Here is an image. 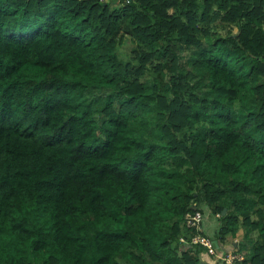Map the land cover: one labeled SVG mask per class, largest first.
Segmentation results:
<instances>
[{
    "label": "trees",
    "instance_id": "trees-1",
    "mask_svg": "<svg viewBox=\"0 0 264 264\" xmlns=\"http://www.w3.org/2000/svg\"><path fill=\"white\" fill-rule=\"evenodd\" d=\"M191 3L193 0H110V3L101 0H0V212L4 213L0 216V234L11 242L28 245L26 237L31 233L24 229L23 236H18V225L12 214L26 210L33 198L43 200L57 214L68 213V219L59 215L50 235L37 232L39 243L32 245L31 252L24 257V264H120L124 252L138 259L133 249L143 243L142 238L137 241L134 235L115 225L105 229L103 235L89 232L84 226L89 221L82 219L83 211L81 219L74 221L76 213L68 207L83 196L90 211H105L107 185L122 179L107 171L111 167L107 163L110 160L108 146L115 138L112 130L116 129L120 118L115 111L116 101L106 114L98 117H92L88 109L79 110L80 116L73 118L75 122L71 125L73 130L79 129L82 133L75 148L60 141L59 134L54 144L37 129L63 127L58 113L64 109L77 111L70 98L73 94L47 91V85L29 81L26 74H44L51 64L64 63L57 52L70 53L67 62L77 61L97 39L104 47L128 38H131L130 43L139 39L149 40L151 44L162 34L175 33L178 38L163 46L161 55L181 76L186 75L183 70L189 67L205 72L197 89L216 88L218 82L226 78L264 75V63H261L264 31L260 28L264 24V0H204L203 10L199 12L189 6ZM230 25L239 28V32L229 29ZM217 27L223 32L218 33ZM194 28L203 39L194 35ZM129 53L143 63L146 55L143 49L131 46ZM237 58L238 62L233 63ZM122 73L133 80L140 75L128 65H124ZM173 84L179 88L183 79L175 78ZM191 99L204 104L206 98L193 91ZM192 115L195 119L199 113ZM209 115L212 117L209 123H223L227 119L220 107ZM217 134L213 127L203 135L213 137ZM199 139L197 136L196 140ZM259 146L264 149V133ZM46 153H52L53 158L41 169L37 163ZM93 184L103 186L99 200L89 192ZM213 201L216 202L213 212L220 213L214 225L219 229L215 246L221 253L223 249H231L244 255L245 247L234 242L241 236L238 228L241 224L244 228L259 227L264 233V207L257 206L264 203V197L257 199L244 190L228 203L219 195L209 193L208 203ZM142 210L147 212L146 203ZM193 210V207L187 209L188 212ZM253 215L258 219L252 220ZM100 219L107 220L106 217ZM184 220L185 216L182 221L175 222L172 241H166L172 247L165 264L221 262L217 257L219 252L213 258L203 244L188 241L191 235L201 231L200 217L191 226H186ZM247 235L250 237L251 232ZM260 239L264 240V236ZM229 242L231 246L227 247ZM254 247H264V244L256 243ZM9 259L11 256L5 252V260ZM235 264L244 262L236 261Z\"/></svg>",
    "mask_w": 264,
    "mask_h": 264
},
{
    "label": "clouds",
    "instance_id": "clouds-1",
    "mask_svg": "<svg viewBox=\"0 0 264 264\" xmlns=\"http://www.w3.org/2000/svg\"><path fill=\"white\" fill-rule=\"evenodd\" d=\"M101 2L110 3V0ZM189 6L197 12L202 11L204 0H193ZM260 28L264 31V24ZM195 29L194 35L203 39ZM100 32H103L102 28ZM177 38L175 33H167L151 44L149 40L132 41L133 48L139 47L146 54L142 64L131 53L123 58L118 54L117 49L125 47L131 38L118 44L113 41L107 47L100 45L97 39L77 61L67 62L70 53L57 52V57L64 63L51 64L44 74H26L29 81L47 85V91L73 94L70 98L77 111L64 109L58 113L63 127L37 129L54 144L59 134L60 141L75 148L82 133L79 129L73 130L71 125L75 122L73 118L80 116L79 110L88 109L92 117H98L106 114L116 101L115 111L120 118L116 129L112 130L115 138L108 146L110 160L107 163L111 167L107 171L122 179L107 185L105 211H90L83 196L68 207L76 213L72 218L74 221L81 219L80 212L83 211L82 219L89 221L84 225L89 232L103 235L105 229L115 225L134 235L137 241L143 239V243L133 249L138 259L134 260L124 252L120 264H140V261L143 264H165L172 247L166 241H172L175 222L182 221L184 216H191L193 220L200 217L201 231L198 234L201 239L209 241V254L215 258L221 251L214 243L219 230L214 227V222L219 221L220 213L213 212L216 202L208 203V194H217L228 203L244 190L257 199L264 197V149L259 146L264 133V75L247 79L243 76L226 78L220 80L216 88L197 89L205 72L193 71L189 67L183 70L186 75L181 76L161 55L163 46ZM232 62L237 63L238 58ZM77 63L78 67L75 66ZM124 65L134 67L140 75L134 80L124 77ZM175 78L183 79L181 87L173 84ZM193 91L206 98L204 104L191 99ZM217 107L223 110L227 119L223 123H209L212 120L209 113ZM193 112L199 113L195 119ZM213 127L218 133L216 136L203 135ZM197 136L199 140H196ZM52 158V153L44 154L37 167L44 169ZM48 168H51L50 164ZM124 177L128 179L124 180ZM102 187L90 185L89 192L99 200L103 195ZM145 203L147 212L142 210ZM257 206L264 207V203ZM189 207L196 210L195 215L187 211ZM3 214L0 212V216ZM12 215L18 225L17 235L23 236L24 229L31 235L26 237L28 245L24 246L20 241L11 242L0 234V264H24V257L31 252L32 245L39 243L37 232L50 235L52 224L58 221L59 215L68 219L67 212L57 214L43 200L35 198L26 210ZM100 217L107 220L102 221ZM251 219L258 218L253 215ZM101 224L104 227H100ZM210 230L212 236L208 235ZM238 231L240 239H234V242L245 247V254L227 249L240 255L226 254L218 264H233L234 261L264 264V247H254L256 243L264 244L260 239L264 233L259 227L244 228L242 224ZM226 246L230 247L231 242ZM5 252L11 259L5 260Z\"/></svg>",
    "mask_w": 264,
    "mask_h": 264
},
{
    "label": "built area",
    "instance_id": "built-area-1",
    "mask_svg": "<svg viewBox=\"0 0 264 264\" xmlns=\"http://www.w3.org/2000/svg\"><path fill=\"white\" fill-rule=\"evenodd\" d=\"M195 211L196 210H193L192 213L193 215H195ZM199 216H196L195 220L192 219L191 216H185V220H184V224L186 226H191V225H194L197 220H198ZM180 240H182V237H179ZM189 242L191 243H201L204 245L205 249H206V252L209 254L211 252V246L209 245V241L206 240V239H201L200 235L198 233L196 234H193L189 237L188 239ZM212 244L214 245L213 241H212ZM229 255V256H232V255H240L238 253H234L232 251H226L223 253L221 259L225 256V255ZM236 261L233 262V264H235Z\"/></svg>",
    "mask_w": 264,
    "mask_h": 264
},
{
    "label": "rangeland",
    "instance_id": "rangeland-1",
    "mask_svg": "<svg viewBox=\"0 0 264 264\" xmlns=\"http://www.w3.org/2000/svg\"><path fill=\"white\" fill-rule=\"evenodd\" d=\"M235 27V26H234ZM233 27V25H230L229 26V29H236V27L234 28ZM217 29H219V31H217L218 33H222L223 31H221V29L219 28V27H217ZM224 30H225V28H224ZM130 47H131V43L128 41V43L126 44V46L125 47H123V48H120L119 49V54H120V56H125V55H128L129 54V49H130ZM184 52V54L185 53H187V50L186 51H183ZM214 225H215V222H214ZM208 235L209 236H212L213 235V231H209V233H208ZM236 239V238H235ZM227 249H223V253L226 251ZM223 253H221V252H219V255L217 256L218 258H220L221 259V257H222V255H223Z\"/></svg>",
    "mask_w": 264,
    "mask_h": 264
},
{
    "label": "water",
    "instance_id": "water-1",
    "mask_svg": "<svg viewBox=\"0 0 264 264\" xmlns=\"http://www.w3.org/2000/svg\"><path fill=\"white\" fill-rule=\"evenodd\" d=\"M220 211H221V213H222V212L224 211V207H222Z\"/></svg>",
    "mask_w": 264,
    "mask_h": 264
},
{
    "label": "crops",
    "instance_id": "crops-1",
    "mask_svg": "<svg viewBox=\"0 0 264 264\" xmlns=\"http://www.w3.org/2000/svg\"><path fill=\"white\" fill-rule=\"evenodd\" d=\"M234 27V26H233ZM235 28V27H234ZM232 31H235V29H232Z\"/></svg>",
    "mask_w": 264,
    "mask_h": 264
}]
</instances>
